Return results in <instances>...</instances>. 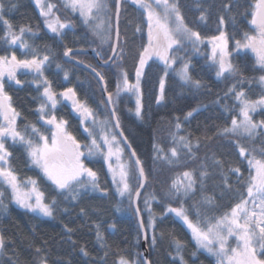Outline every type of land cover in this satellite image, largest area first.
I'll list each match as a JSON object with an SVG mask.
<instances>
[{
    "label": "trees",
    "instance_id": "trees-1",
    "mask_svg": "<svg viewBox=\"0 0 264 264\" xmlns=\"http://www.w3.org/2000/svg\"><path fill=\"white\" fill-rule=\"evenodd\" d=\"M45 1L56 6L53 12L61 22L71 25L62 34L50 32L35 0H8L9 6L15 7L5 12V19L18 31L21 27L30 28L32 34L25 33L28 44L41 58L43 55L50 57L44 75L51 81L53 90L60 93L64 89L74 88L78 97L96 115L107 117L108 108L97 78L87 69L65 61L63 57L66 48H83L94 49L100 53L101 60H107L111 54L110 47L113 46L114 32L111 42L102 43L92 26L84 24L76 12L64 6V0ZM254 2L237 0L232 10L225 13L220 7V0H180L185 22L198 31L201 38L218 36L224 25L229 41L228 51L232 54L230 59L238 68V74L233 77H217L212 67V54L208 53L205 46L201 52L192 54V50L184 44L183 50L177 53L190 62L191 75L201 81L200 88L185 85L170 72L165 79L166 99L157 103L159 79L163 76L164 66L158 60H150L144 69L141 83V116L136 115L131 98L122 97L121 101L115 103L123 133L142 162L147 176L146 187L138 205L148 236L147 248L151 264H216L215 256L197 245L187 227L168 208H183L194 223L204 228L205 224H212L230 211L246 195L249 165L239 155L236 141L239 140L240 146L255 148L252 156L264 160L259 151L264 149V132L261 130L258 129L251 139L221 134L224 127L231 126V118L237 116L240 109L239 101L229 92L230 88L235 85L236 91H245L249 100H257L264 95V84L259 81L264 70L257 64L255 54L250 49H241L237 54L234 47L235 41H242L245 33L255 32L250 23L251 15L248 14L253 11ZM201 9H207L204 21H199ZM221 15L225 21L222 25L219 24ZM7 30L0 21V42ZM119 31L117 55L108 68L101 67L91 54L74 55L103 75L107 91L111 93L116 90L122 72H126L130 79L135 74L138 53L148 42L146 17L133 0H125L121 5ZM0 47L9 48L3 43H0ZM120 48L123 49L122 56ZM32 54V51L28 52L29 58ZM57 64L61 67L57 68ZM180 65L181 59L174 68ZM65 72L68 74L67 79ZM37 79L32 74H26L22 81ZM10 91L13 95L12 103L20 115L21 130L24 132L26 126L30 125L39 126L41 120L38 109L43 102L42 88L25 83ZM67 105L64 100H60L55 115L58 119L68 121V131L79 142L88 143L89 137L83 131L80 119ZM189 112H192L190 117L187 116ZM253 118L255 122L264 120V109H257ZM177 123L181 125L179 130L175 127ZM41 128L48 129L43 125ZM173 137L177 138V142H174ZM179 137L190 142L191 154L178 142ZM121 147L130 160L131 156L122 142ZM173 147L181 158L169 164L163 157L171 159L170 149ZM157 148L162 151L158 153ZM215 160H219L222 167H217ZM85 163L98 174L99 188L103 191L82 193L78 200L66 199L67 194L58 192L31 163L26 149L20 144L14 145L11 164L18 176L21 179H36L39 188L45 193L46 203L53 199L57 203L53 216L43 218L15 205L11 190L0 185V192L4 194L3 206L0 207V229L5 237V250L0 253V264H39L41 256H47L48 264H116L119 256H124L131 264H138L142 252V233L132 201L118 194L102 155L85 159ZM229 168H239L243 179L237 182V175L228 172ZM186 170L193 171L197 176L195 193L169 197L167 193L171 180ZM201 171L208 173L202 186L198 176ZM224 175L228 176L227 184L230 188L224 186ZM130 185L135 193L138 189L137 181L130 179ZM205 197H211V202H207ZM150 220L155 221L154 226H150ZM97 231L103 236L102 240L97 239ZM153 235L156 240L154 245L151 243ZM177 241L182 245L179 255ZM81 248L89 255H83ZM36 249L41 251L38 253Z\"/></svg>",
    "mask_w": 264,
    "mask_h": 264
},
{
    "label": "snow or ice",
    "instance_id": "snow-or-ice-1",
    "mask_svg": "<svg viewBox=\"0 0 264 264\" xmlns=\"http://www.w3.org/2000/svg\"><path fill=\"white\" fill-rule=\"evenodd\" d=\"M124 2L125 0H111V3L109 0H64V6L78 13L84 24L92 26L102 43L111 42L112 33L115 32L116 44L110 47L113 56H115L120 43L119 14ZM133 2L143 10L146 17L148 42L147 46H142V50L138 53L136 83H130L127 73L122 72L121 80L117 84L115 99L119 98L121 92L135 94L137 96L135 111L136 115L140 117L143 108L140 81L149 60L156 57L164 64L163 77L159 79L157 103H160L166 99L164 77H167L168 69L176 63V58L170 55V52L183 50L185 43L191 44L193 49L198 51L197 46L203 43V39L198 31L189 27L185 22L180 0H171V2L170 0H133ZM236 2L237 0H230L225 3L224 0H220V7L223 12L227 13L232 10ZM35 3L40 7V13L46 18L47 27L53 33L62 34L64 29L71 27L69 23L61 22L59 16L55 15L53 12L55 5L45 4L42 0H35ZM14 7L15 5L9 6L8 0H0V21L8 29L4 40L12 46L19 44L26 53L32 51L33 54L30 59L18 58L15 52L10 55H0V185L7 186L11 190L12 200L20 207L45 217L53 216L56 200L53 199L46 203L45 193L39 188L38 181L32 178L21 179L13 168L12 153L6 146V142L10 141L13 145L19 143L26 149L31 163L42 172L58 192L67 194L66 199L78 200L82 193L103 191L99 188L98 174L84 163L85 159L94 155H102L108 161L112 181L120 196H126L130 202L133 194L138 198L140 192L137 190L133 193L130 179H135L137 187L142 188L147 176L142 162L136 156L135 150L131 149L130 144L125 145L130 149V160L122 159L124 149L121 147V142H127V137L123 136L120 120L116 115L114 94L107 93V102L111 107L108 109V116L104 120H99L94 110L78 97L74 88H67L60 93L53 90L51 81L44 75L50 57L43 55L41 58L23 39L26 32L32 34L30 28L21 27L17 34L13 25L5 19V12L11 11ZM206 11L207 9H201L199 21L206 19L204 14ZM248 14L252 17L250 23L254 26L256 34L245 33L243 44L240 41H235L237 54L241 49H250L256 56L257 64L260 65L261 70H264V0H256L254 11ZM224 23V17L219 16V24ZM211 43L213 45L212 67L216 76L233 77L238 74V68L230 59L232 54L228 51L229 41L226 33L221 31L219 36L211 37ZM119 51L122 56L123 49L120 48ZM72 54L73 49L66 48L64 55L72 56ZM97 54L100 55V53ZM60 67L61 65L57 64V68ZM89 67L91 66L89 65ZM190 67V62L181 58L178 75L185 85L200 88L201 81L193 78ZM21 70L31 73L38 79L31 82L21 81L17 78V74ZM67 75L65 72V79H67ZM96 75L99 80H104L103 75L99 73ZM5 78L18 86L31 83L38 89L43 88L41 93L43 102L39 105L38 114L40 120L49 127V135H44L35 125L26 126L24 132L18 130L16 120L19 113L12 106V97L5 90ZM259 81L264 84V75L259 77ZM229 92L233 93L235 99L239 101L240 109L237 116L231 118V126L224 127L221 134L251 139L255 137L258 129L264 132V120L255 122L250 115V113H255L258 108L264 109V95H261L257 100H249L246 98L245 91H236L235 85L229 89ZM60 100L70 102L71 108L78 114L83 131L89 137V142L83 146L68 131V121L62 118L58 119L55 115ZM187 116H192V112L187 113ZM238 117H242V119H238ZM175 127L179 130L181 125L177 123ZM173 140L177 142L176 137H173ZM178 142L185 151L191 154L192 145L188 140L179 137ZM236 145L239 155L244 157L249 165V176L246 181V195L232 206L228 213L216 219L214 224H205L204 228H201L192 222L183 208L169 207L168 211L175 213L187 223L198 245L218 258L217 264H264V160H257L252 156V153L256 151L255 148L249 149L240 146L239 140L236 141ZM82 147L85 151L81 150ZM156 150L158 153L162 151L159 148ZM259 151L261 156H264V149ZM170 153L171 159L163 157L169 164L173 160H180V154L175 147L170 149ZM249 156L252 158H248ZM214 163L217 167H222L219 160H215ZM227 171L237 175V182L243 179L239 168H229ZM198 176L202 186L208 173L201 171ZM222 179L225 182L224 186L230 188V185L227 184L228 176L224 175ZM197 185V176L193 171L186 170L171 180L167 195L169 197L187 196L190 193H195ZM3 195L0 192V207L3 206ZM204 199L211 202V197ZM147 203L146 200L145 204L147 205ZM135 210L139 212V207L137 206ZM154 223V220H150V226H154ZM142 225L143 221H141ZM96 227L99 228L98 225ZM67 231L71 232V229ZM231 237L236 240L234 248L226 246ZM144 238L148 239L146 233ZM97 239H103L99 231H97ZM155 242L153 235L151 243L154 245ZM70 243L74 244L75 242L70 241ZM181 247V243L177 241V255H179ZM4 250L5 237L3 232H0V253ZM36 251L39 253L41 250L36 249ZM81 252L85 256L89 255L83 248H81ZM180 259L183 261L182 256ZM39 264H48L47 256H41ZM116 264H131V262L124 256H119ZM138 264H151V261L141 257Z\"/></svg>",
    "mask_w": 264,
    "mask_h": 264
},
{
    "label": "rangeland",
    "instance_id": "rangeland-1",
    "mask_svg": "<svg viewBox=\"0 0 264 264\" xmlns=\"http://www.w3.org/2000/svg\"><path fill=\"white\" fill-rule=\"evenodd\" d=\"M42 2L43 3H45V4H47V2L45 1V0H42ZM170 2H171V0H170ZM255 3H256V0H255V2H254V5H255ZM37 7L40 9V7L37 5ZM253 11H254V8H253ZM78 14V13H77ZM78 16H79V14H78ZM79 18L82 20V18L79 16ZM46 19V18H45ZM251 19H252V17L250 18V21H251ZM50 30V29H49ZM65 30V29H64ZM64 30H63V32H64ZM222 31L223 32H225V29H224V25L222 26ZM50 32H52L51 30H50ZM249 35H255V32L254 33H250ZM219 36V35H218ZM203 39V38H202ZM242 44L245 42L244 41V39L242 40V41H240ZM185 45L189 48V50L191 49L192 51V54L193 53H195V52H201V48H203L204 46H205V49L208 51V53L209 54H212V47H213V45H212V43H211V38H205V39H203V43H201V44H199L197 47H198V51H196V50H194L193 49V46L191 45V44H188V43H185ZM229 45V44H228ZM234 47H235V45H234ZM235 49H236V47H235ZM170 55H172V56H174L175 58H176V63L181 59V58H183V55L182 54H178L177 53V51H173V52H170ZM152 60H158V62H160L163 66H164V64H163V62L162 61H160L159 59H157L156 57H153V59ZM184 60H186V61H188V59H184ZM150 61V60H149ZM149 63V62H148ZM175 63V64H176ZM175 64L172 66V68H169L168 69V73H170V72H172V73H174L179 79H180V76L178 75V71H179V69H180V67H181V65L178 67V68H174L175 67ZM147 66V65H146ZM146 66H145V68H146ZM163 77V76H162ZM128 78V77H127ZM164 79H166V77H164ZM120 80H121V77H120V79H119V81H118V83L120 82ZM128 80H129V82L130 83H132V84H135L136 83V71H135V74L132 76V78L130 79V78H128ZM181 80V79H180ZM182 81V80H181ZM183 82V81H182ZM141 83H142V78H141V81H140V85H141ZM65 90V89H64ZM63 90V91H64ZM141 90H142V86H141ZM62 91V92H63ZM116 91H117V88H116V90L113 92V94H114V99H115V94H116ZM122 97H124V98H131V100H132V102H133V106H134V109H136V107H137V96L135 95V94H133V93H129V92H121L120 93V95H119V98L118 99H115V103L117 104L119 101H121V99H122ZM65 101V100H64ZM66 103H69L68 101H65ZM141 103H142V97H141ZM89 106V105H88ZM259 109V108H258ZM257 111V110H256ZM95 113V112H94ZM135 113H136V111H135ZM253 114L254 113H250V115L252 116V119H253V121H254V118H253ZM78 116V115H77ZM97 118L99 119V120H104L106 117H99L98 115H97ZM238 119H242V117H238ZM43 124H45L43 121H41ZM45 126H47L46 124H45ZM48 127V126H47ZM89 127H92L91 125H89ZM40 129V131L44 134V135H49V128L47 129V130H44V129H41V128H39ZM30 134V133H29ZM34 138V137H33ZM81 143V142H80ZM81 145L83 146L84 145V143H81ZM124 149V148H123ZM82 151H85V149L82 147V149H81ZM94 156H96V155H94ZM94 156H91V157H94ZM91 157H89V158H91ZM122 159L123 160H125V161H129V159L126 157V155H125V149H124V151H123V157H122ZM106 161V164H107V166H108V161L107 160H105ZM84 163H85V160H84ZM85 165H86V163H85ZM87 166V165H86ZM109 170V169H108ZM110 172V171H109ZM111 173V172H110ZM111 176H112V173H111ZM115 187H116V185H115ZM46 202V201H45ZM13 203L15 204V205H17V206H19L18 204H16V202L13 200ZM20 207V206H19ZM20 208H22V207H20ZM22 209H24V208H22ZM27 210V209H26ZM229 212V211H228ZM228 212H225L223 215H225L226 213H228ZM173 213V212H172ZM36 214V213H35ZM174 215H176L175 213H173ZM37 215H39V214H37ZM222 215V216H223ZM39 216H41V217H43V218H49V217H45V216H42V215H39ZM177 216V215H176ZM221 216V217H222ZM182 222H183V224L187 227V229L190 231V233H191V235H192V230L188 227V225H187V223L186 222H184L183 221V219L181 218V217H179V216H177ZM220 218V217H219ZM218 218V219H219ZM193 222V221H192ZM216 222V220L212 223V224H214ZM194 223V222H193ZM194 224H196V223H194ZM192 237H193V239H194V241L197 243V241L195 240V238H194V236L192 235ZM197 245H198V243H197ZM199 246V245H198ZM226 246H228V247H236V240H235V238L234 237H231V238H229V240H228V244L226 245ZM200 247V246H199ZM201 249H203L204 251H206L207 252V250L206 249H204V248H202V247H200ZM207 253H209V252H207ZM209 254H212V253H209ZM213 255V254H212ZM213 256H215V255H213ZM215 258H216V264H217V257L215 256Z\"/></svg>",
    "mask_w": 264,
    "mask_h": 264
},
{
    "label": "water",
    "instance_id": "water-1",
    "mask_svg": "<svg viewBox=\"0 0 264 264\" xmlns=\"http://www.w3.org/2000/svg\"><path fill=\"white\" fill-rule=\"evenodd\" d=\"M120 12H121V9H120ZM119 17H120V14H119ZM118 27H119V24H118ZM119 35H120V31H119ZM115 44H116V36H115V32H114L113 46H115ZM72 49H73V54L83 53V54H91V55H93L96 58L98 64L101 67H104V68H108L111 65V63L113 62V60L115 59L116 55H117V53H116V55L113 56V54L111 52V54H110V56H109V58L107 60H101L99 58V55L97 54V52L94 49H83V48H72ZM117 50H118V48H117ZM73 54H72V56H65L64 55V57H63L64 60L68 61V62H74V63L80 65L81 67L87 69L88 71H90L91 73L94 74V76L97 78V80H98V82H99V84L101 86L105 103H106V105H107V107L109 109L111 107V105L107 102V93H108V91H107V86H106V90H105V84H106L105 80H103V81L99 80L98 76L96 75V73H99V72L96 69H94L93 67H89V65H87V64L83 63L82 61H80V60L76 59L75 57H73ZM93 70H95V71H93ZM120 128H121V126H120ZM123 136H125L124 133H123ZM122 143L124 144V146L126 144H130L131 149H134L133 146L131 145V143L129 142L128 138H127V142L122 141ZM125 148L127 149L128 153L131 156V152H130L129 147L125 146ZM136 156H137V154H136ZM143 183H144V186L142 188H138L137 189L140 192V196H141L142 192L144 191V189L146 187V181H144ZM140 196L137 198V197H135V195H133L132 206H133L134 213H135V215L137 217V220H138L139 228H140L141 233H142V252L140 254V257H144V258H146L147 260L150 261V259H149V250L147 248V240L144 238L146 230H145L144 224L141 226V221H143L142 220L141 210H140V208H139V212H137L135 210L137 206L139 207L138 202H139ZM0 232H1V229H0Z\"/></svg>",
    "mask_w": 264,
    "mask_h": 264
},
{
    "label": "flooded vegetation",
    "instance_id": "flooded-vegetation-1",
    "mask_svg": "<svg viewBox=\"0 0 264 264\" xmlns=\"http://www.w3.org/2000/svg\"><path fill=\"white\" fill-rule=\"evenodd\" d=\"M16 27H14V29H15ZM15 31L17 32V34H19L18 32V29H15ZM2 39V42H0V43H3V44H7L8 46H9V48H7V49H4V48H1L0 47V55H10L11 53H13V52H15V54L17 55V57L18 58H21V59H24V58H29V56L30 55H28V52L26 53L25 52V50L24 49H22L20 46H19V44H17V45H15V46H12V45H10V44H8V43H6L5 42V40H4V38H1ZM23 39L24 40H28V38L24 35V37H23ZM27 43H28V41H27ZM28 56V57H27ZM30 59V58H29ZM47 67V66H46ZM45 67V68H46ZM44 72H45V70H44ZM26 74H31V73H27L25 70H21L20 72H18V74H17V78L18 79H20L21 81L23 80V78H24V76L26 75ZM34 76V75H33ZM34 77H36V76H34ZM38 78V77H37ZM20 86H18V85H15L14 83H12V82H10L7 78H5V90L8 92V94L12 97V100H13V95H12V93H11V91H10V89H18ZM42 88V87H41ZM42 91H43V88H42ZM68 105V107L71 109V112L72 113H74V114H76V115H78L77 113H75L74 112V110L71 108V106H70V102L69 103H67ZM12 106L14 107V105H13V103H12ZM15 108V107H14ZM16 109V108H15ZM17 110V109H16ZM18 112V111H17ZM19 117H20V115L17 117V120H16V124H17V128H18V130H20L21 132H23L22 130H21V128H20V124H19ZM40 118V117H39ZM44 126L45 127V124H43L41 121H40V123H39V126H37V128H41V126ZM49 128V127H48ZM41 129H43V128H41ZM19 143H17V144H15V145H18ZM6 146L8 147V150L13 154V147H14V145L10 142V141H8V142H6Z\"/></svg>",
    "mask_w": 264,
    "mask_h": 264
}]
</instances>
